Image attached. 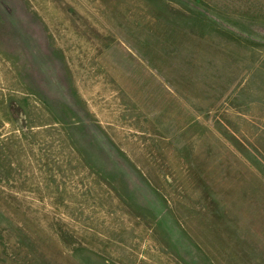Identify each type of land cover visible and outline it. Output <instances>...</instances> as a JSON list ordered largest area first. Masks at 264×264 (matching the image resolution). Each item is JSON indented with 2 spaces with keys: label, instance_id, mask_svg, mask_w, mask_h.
Instances as JSON below:
<instances>
[{
  "label": "rangeland",
  "instance_id": "obj_1",
  "mask_svg": "<svg viewBox=\"0 0 264 264\" xmlns=\"http://www.w3.org/2000/svg\"><path fill=\"white\" fill-rule=\"evenodd\" d=\"M263 69L264 0H0V264H264Z\"/></svg>",
  "mask_w": 264,
  "mask_h": 264
},
{
  "label": "crops",
  "instance_id": "obj_2",
  "mask_svg": "<svg viewBox=\"0 0 264 264\" xmlns=\"http://www.w3.org/2000/svg\"><path fill=\"white\" fill-rule=\"evenodd\" d=\"M238 102L242 103L241 122L244 141H247L251 147H264V69L263 72L257 70L244 81L238 93L232 98L233 104Z\"/></svg>",
  "mask_w": 264,
  "mask_h": 264
}]
</instances>
